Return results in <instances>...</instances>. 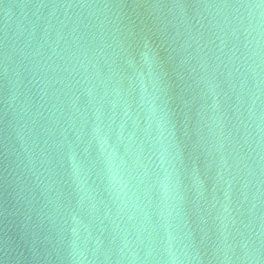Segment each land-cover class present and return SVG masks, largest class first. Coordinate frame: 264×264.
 Listing matches in <instances>:
<instances>
[{"label": "water", "instance_id": "obj_1", "mask_svg": "<svg viewBox=\"0 0 264 264\" xmlns=\"http://www.w3.org/2000/svg\"><path fill=\"white\" fill-rule=\"evenodd\" d=\"M0 264H264V0H0Z\"/></svg>", "mask_w": 264, "mask_h": 264}]
</instances>
